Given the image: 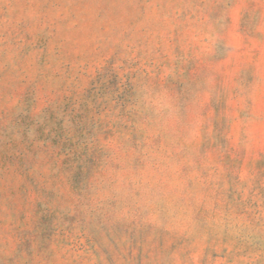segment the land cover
Returning a JSON list of instances; mask_svg holds the SVG:
<instances>
[{
	"label": "rangeland",
	"instance_id": "obj_1",
	"mask_svg": "<svg viewBox=\"0 0 264 264\" xmlns=\"http://www.w3.org/2000/svg\"><path fill=\"white\" fill-rule=\"evenodd\" d=\"M0 264H264V0H0Z\"/></svg>",
	"mask_w": 264,
	"mask_h": 264
}]
</instances>
